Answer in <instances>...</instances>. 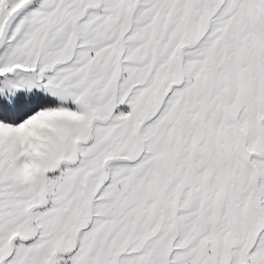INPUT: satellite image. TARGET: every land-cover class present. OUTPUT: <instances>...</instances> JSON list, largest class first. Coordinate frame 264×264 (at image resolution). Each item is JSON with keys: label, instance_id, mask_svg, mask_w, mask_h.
Wrapping results in <instances>:
<instances>
[{"label": "snow or ice", "instance_id": "1", "mask_svg": "<svg viewBox=\"0 0 264 264\" xmlns=\"http://www.w3.org/2000/svg\"><path fill=\"white\" fill-rule=\"evenodd\" d=\"M0 264H264V0H0Z\"/></svg>", "mask_w": 264, "mask_h": 264}]
</instances>
